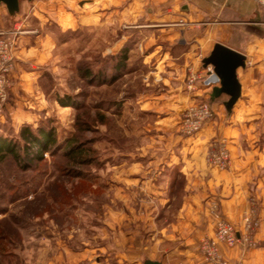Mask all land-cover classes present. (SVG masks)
Returning a JSON list of instances; mask_svg holds the SVG:
<instances>
[{
    "label": "rangeland",
    "instance_id": "rangeland-1",
    "mask_svg": "<svg viewBox=\"0 0 264 264\" xmlns=\"http://www.w3.org/2000/svg\"><path fill=\"white\" fill-rule=\"evenodd\" d=\"M33 7L25 5L15 17L0 12V39L22 30L12 47L14 69L0 86V138L20 154L0 156V264H58L54 256L66 247L101 258L120 246L130 249L133 234L138 242L178 217L187 177L171 165L167 138L195 136L180 128L194 101L181 106L174 131L158 128V114L140 104L162 90L161 76L153 79V68L140 64L138 52L130 58V51L124 69L115 71L116 23L101 24L99 12L90 23L89 12ZM186 88L196 86L188 89L186 81ZM27 126L55 135L57 143L41 158L30 151L35 159H27L30 143L21 133ZM222 139L229 147L226 138L214 139L207 158ZM71 144L81 145V155L67 156ZM207 163L220 170L232 165ZM260 197L250 194L244 214L256 210L254 229L261 223Z\"/></svg>",
    "mask_w": 264,
    "mask_h": 264
},
{
    "label": "crops",
    "instance_id": "crops-1",
    "mask_svg": "<svg viewBox=\"0 0 264 264\" xmlns=\"http://www.w3.org/2000/svg\"><path fill=\"white\" fill-rule=\"evenodd\" d=\"M48 2L45 0L39 5L22 1L21 12L25 5L34 6V11L39 12L41 6L50 3V12H89L90 23L92 12H99L101 24L116 23L114 54L129 45L130 58L138 52L139 63L153 68L152 78L161 76L162 90L144 95L140 104V109L158 114L159 119L155 120L158 128L174 131L183 110L181 106L195 100L209 98L215 110V117L195 136L172 133L167 138L173 152L169 159L171 165H178V171L187 177L178 217L167 224L169 227L151 228L148 237H141L140 242L133 234L131 239L137 245L132 242L130 249L120 246L111 250L114 262L111 254L105 253L101 258L91 250L76 253L66 247L54 256L58 264H81L87 258L90 264H143L147 258L163 264H207L199 245L205 235H214L211 201L215 199L221 215L244 233L243 217L251 193L261 196L260 227L251 231L252 242L242 237L238 245H222L221 250L233 264H264V7L258 0ZM2 10L7 12L5 6L0 7ZM181 19L186 21L183 26L178 24ZM217 42L246 56V67L238 69L241 96L231 111L224 104L229 99L227 94L211 99L213 87L218 83L208 84L205 78L197 81L195 90L186 88L189 68L209 76L213 67H204L203 59ZM221 138L228 140L232 154L228 170L212 168L206 159L211 142ZM148 191L159 193L154 187H148ZM151 216L148 214L149 219Z\"/></svg>",
    "mask_w": 264,
    "mask_h": 264
},
{
    "label": "built area",
    "instance_id": "built-area-1",
    "mask_svg": "<svg viewBox=\"0 0 264 264\" xmlns=\"http://www.w3.org/2000/svg\"><path fill=\"white\" fill-rule=\"evenodd\" d=\"M190 2L192 0H185ZM259 4L264 7V0H258ZM183 26L186 24L184 19L178 22ZM6 35H13V38H1L0 39V86L5 83L7 76L14 69V62L12 56V47L15 37L22 33L20 28L5 32ZM209 67V66H208ZM211 69V68H210ZM213 73V70L208 73L209 76ZM208 76V75H207ZM206 77V79L209 78ZM201 78L200 74H197L189 68L187 75V87L188 89L195 88L197 81ZM215 117V110L210 100L200 99L190 104L180 122L181 131L187 135L197 134L206 123L211 121ZM208 162L211 165L219 167L221 169H227L231 165V152L225 139L220 140L214 144V149L208 154ZM211 213L214 217V235H205L200 243V252L204 257L207 264H233L230 260L226 259L222 253L221 246L227 245L234 247L242 241V237L246 238V241L252 242L249 235L258 224V220L254 218L256 210L253 208L244 217V233L239 232L235 224L221 215L219 211V205L217 201H213L211 204ZM177 264H191L190 262H179ZM239 264H245L240 262Z\"/></svg>",
    "mask_w": 264,
    "mask_h": 264
},
{
    "label": "water",
    "instance_id": "water-1",
    "mask_svg": "<svg viewBox=\"0 0 264 264\" xmlns=\"http://www.w3.org/2000/svg\"><path fill=\"white\" fill-rule=\"evenodd\" d=\"M23 0H0V7L5 6L10 17H15L21 12ZM32 3L34 0H28ZM204 67L212 66L213 73L207 79L208 84L218 83L213 87L211 99L215 100L222 94H227L229 99L224 102L228 111L241 96V83L238 78V69L246 67V56L225 44L217 42L211 53L203 59ZM143 264H163L159 260L147 258Z\"/></svg>",
    "mask_w": 264,
    "mask_h": 264
},
{
    "label": "trees",
    "instance_id": "trees-1",
    "mask_svg": "<svg viewBox=\"0 0 264 264\" xmlns=\"http://www.w3.org/2000/svg\"><path fill=\"white\" fill-rule=\"evenodd\" d=\"M129 51L130 47L129 45H126L122 48L120 52L115 54L114 60H115V71H121L120 68L124 69L126 65V61L129 58ZM22 135L23 138L27 140V143L30 144L26 145L24 147V152L27 159H35L43 157L44 153L53 145L57 143V140L55 138V135L53 132L46 130V129H39L33 130L30 127H24L22 129ZM69 142H67L66 145H68ZM17 146L14 145L11 141L5 138H0V156L3 158L6 155V152L12 153L16 158H20V154L16 153ZM30 151L34 152V156L30 154ZM81 145H70V148L65 151L68 157H73L74 155H81Z\"/></svg>",
    "mask_w": 264,
    "mask_h": 264
}]
</instances>
